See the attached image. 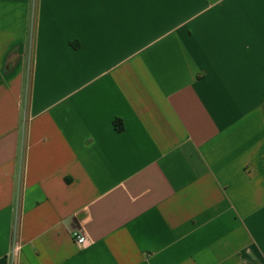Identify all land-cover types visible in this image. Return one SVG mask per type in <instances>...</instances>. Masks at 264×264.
Wrapping results in <instances>:
<instances>
[{"label": "crops", "instance_id": "crops-1", "mask_svg": "<svg viewBox=\"0 0 264 264\" xmlns=\"http://www.w3.org/2000/svg\"><path fill=\"white\" fill-rule=\"evenodd\" d=\"M0 264H264V0H0Z\"/></svg>", "mask_w": 264, "mask_h": 264}, {"label": "built area", "instance_id": "built-area-1", "mask_svg": "<svg viewBox=\"0 0 264 264\" xmlns=\"http://www.w3.org/2000/svg\"><path fill=\"white\" fill-rule=\"evenodd\" d=\"M76 242L78 244H84L86 242V237L83 235H76ZM20 251V246L16 244L13 248L12 255L13 257H16Z\"/></svg>", "mask_w": 264, "mask_h": 264}, {"label": "trees", "instance_id": "trees-1", "mask_svg": "<svg viewBox=\"0 0 264 264\" xmlns=\"http://www.w3.org/2000/svg\"><path fill=\"white\" fill-rule=\"evenodd\" d=\"M121 125H122L121 121H119V120L116 121V126L118 129H121Z\"/></svg>", "mask_w": 264, "mask_h": 264}]
</instances>
